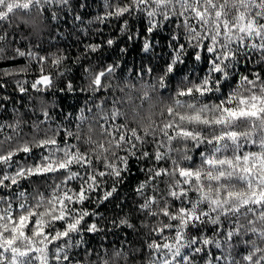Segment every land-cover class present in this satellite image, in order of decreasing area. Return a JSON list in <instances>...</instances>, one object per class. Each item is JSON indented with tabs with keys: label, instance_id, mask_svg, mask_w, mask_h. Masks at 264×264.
Returning a JSON list of instances; mask_svg holds the SVG:
<instances>
[{
	"label": "clouds",
	"instance_id": "clouds-1",
	"mask_svg": "<svg viewBox=\"0 0 264 264\" xmlns=\"http://www.w3.org/2000/svg\"><path fill=\"white\" fill-rule=\"evenodd\" d=\"M25 2L28 4L27 8L23 3H16V0H0V13L4 14L0 16V65H8L0 66V87L7 93L0 95V98L4 99V105H8L6 111L4 105H0V114L6 117L2 119L7 125L0 126V166L4 168L3 175L10 177L15 175L13 169L27 170L37 165L46 166L50 161L59 164L65 160L64 149L59 143L62 130H66L65 141L73 135L76 136L72 143L80 150L81 156L87 157L85 164L75 170L68 169L67 174L54 172L42 180L29 179L34 206L42 207L49 221L51 216L47 214V210L57 201L45 195V192L55 193L60 197L64 191V182L69 178L72 183L68 187L74 193L78 191L76 186L81 182L87 192L83 202L76 201L67 205V211L71 215L64 221L45 225L46 229L54 234L64 231L60 227L61 223L66 225L69 220L84 218L68 237L51 241L47 248L37 241V247L42 251L36 252L34 257L36 264H167L170 258L177 257L178 253L182 254L183 245L191 243L187 237L192 235L184 226L178 225L177 227L185 234V239L181 240L180 245L175 243L176 234L170 233L168 239L172 244L169 249L161 247L157 250L150 247L155 241L156 230L171 226V221L166 225L163 212L166 208L172 207L171 193L180 183L175 170L191 164L190 157L195 159L196 166L208 169L202 164L203 157L197 155V147L205 146L185 137H177L169 142L164 135V126L175 122L178 114H187L190 111L215 113L217 97L224 99L226 92L233 93L236 97L264 96V91L254 92V89L264 85V81L253 85L240 81V77L248 70L241 71V66L252 65V68H256L257 62L252 57L259 56V52L244 50L243 43L239 48H234L237 40L244 41L247 33L241 35L238 28L233 31L231 27V21H236L239 25L247 20L256 27L251 36L264 41V25L260 23L264 20V0H94V2L25 0ZM85 9L88 10L87 18L81 15ZM193 9L204 12L199 18L204 23L195 32L192 30L191 20L187 23L181 22L183 18L195 14L190 11ZM217 11L221 13L219 18L216 15ZM68 15L79 23H73L58 36L57 32L62 27L61 18ZM218 19L221 27L224 26L225 19L229 20L228 31L224 34L217 28ZM54 21L56 23H53ZM165 25L171 30L168 47L172 49L173 54L160 57L156 45L151 43L150 38L141 39L140 34L144 29L148 33L163 31ZM117 29L118 35H112ZM181 35L183 43L177 39ZM204 36H208L214 42L210 46L218 50L223 47L225 51L219 52L217 57L219 64L213 63L216 53H207V68L201 75L198 69L205 63L203 58L205 53L201 47ZM138 39H141V43L133 47ZM97 40L99 42H96ZM174 40L176 44L186 46H183L182 50L176 49L171 43ZM120 44L129 47H120ZM74 47L77 49L75 56L72 55ZM129 48L137 55L145 54L148 62L159 61L157 70L148 69V74L140 75L133 69L126 67L122 69L123 56L120 54H131ZM189 52L192 53L191 61L194 63L190 61L184 74L176 76L177 65L185 64ZM233 52L239 53L236 58L231 56ZM226 53L229 55L227 62L224 60ZM177 55L180 57L179 62H176ZM169 65L173 66L171 72L168 70ZM109 67L111 71H108ZM217 67L220 69L219 74L215 71ZM101 72L104 75L101 77V84L97 86L95 80ZM127 72L132 73L128 77L137 81L139 95L132 106L127 103L115 104L119 109L117 121L122 122L125 130V140L120 141L119 136L113 137L110 134V125L104 126L105 117L111 119L114 107L113 103L105 107V101H114V97L117 98L115 101L123 100V95L118 96V93L123 92L121 78L126 77ZM217 75L220 77V84L224 86L223 89L218 85L207 96L195 94L189 97L179 96L181 90L195 88L198 80L205 78L214 80ZM41 76L50 77L51 83L47 87L33 88L32 85ZM173 76H176L174 81L170 79ZM233 77L236 78L235 82ZM21 88L24 89L23 92L20 91ZM73 92L77 93L78 102L79 93L86 94L83 106H79V103L75 106L66 103L67 94ZM144 101L148 102L147 108ZM61 105L64 106L63 109ZM66 108H72L73 111L66 113L64 111ZM169 108L173 110L171 114ZM180 123L183 127H188L186 121ZM232 123L237 131L259 132L261 139L257 140L258 144L264 140V131H259L264 129V117L256 122L255 129L251 127L252 121L249 119ZM133 129L139 140L131 136ZM193 130L200 131L202 136L208 138L218 135L223 129H205L199 126ZM52 140H56L57 144L51 145ZM41 141L45 142L43 149ZM25 148L32 151L26 153L23 159L11 158L14 155L19 156ZM214 148L215 145L207 146L205 151ZM251 148L252 145H248L247 148L243 143L240 145L241 151ZM156 152L161 153L160 161L155 160ZM234 154L233 146L227 145L223 155ZM215 155L221 158L220 153ZM161 162L169 163V174L163 178V187L158 186L159 178L156 184L152 182V177L157 171L156 165ZM101 172L104 173L103 176L99 175ZM132 172H135V175L130 176L129 173ZM92 176H96L97 179L95 181L86 179ZM90 184L94 186L89 190ZM141 185L143 191L138 193L136 189ZM235 187L239 188L240 185L236 184ZM149 189H154L158 195L155 205L147 204L145 211L141 205L150 199ZM17 191L21 193L17 199L21 200L26 189L18 184ZM176 199H179V189ZM187 199L188 197H185L186 201ZM151 213L158 215L153 219ZM89 217L92 219L89 220ZM225 219L231 221L230 217ZM252 220H255V223H250ZM92 224L96 225L95 231L88 230ZM238 225L242 229L241 241L236 245L227 244L221 252L233 264H246L241 257L249 254L254 257L251 264H260L261 260H264V235H260L264 234V220L259 219L258 213L253 212L248 216H239ZM190 227L192 230L200 229L202 234H206L208 228L215 225L197 223L190 224ZM125 231L131 233V238L119 240ZM252 232H256L257 235L245 241L246 235ZM92 237L96 238V243L91 247H85L91 243ZM242 246L250 247L251 252L238 255ZM41 256L44 257L43 261L39 258ZM198 262L213 264L212 252L209 251L203 261H199L197 257V261L189 260L187 264ZM27 264H32V260L27 259ZM175 264H180L178 259Z\"/></svg>",
	"mask_w": 264,
	"mask_h": 264
},
{
	"label": "snow or ice",
	"instance_id": "snow-or-ice-1",
	"mask_svg": "<svg viewBox=\"0 0 264 264\" xmlns=\"http://www.w3.org/2000/svg\"><path fill=\"white\" fill-rule=\"evenodd\" d=\"M28 7V5H25ZM10 11V9H9ZM195 14L191 17L182 19V23H187L191 20L193 25V32L202 27L203 21L199 19L204 15L203 11L198 9L190 10ZM4 15L0 13V16ZM217 17L221 16V13L217 11ZM261 25H264V20L260 21ZM224 26L221 27L220 21H217V28L221 34L228 31L229 20L223 21ZM231 27L233 31L237 28L241 35L247 33L243 42L237 40L234 48H239L243 43V49L251 52H259V56L254 55L253 60L257 62L256 68L248 69L243 76L240 77V81L243 84L253 85L264 81V41L255 39L251 36L252 31L256 30L253 23L244 20L237 25L236 21H231ZM150 30V29H149ZM177 39L183 41L181 35ZM204 43L201 46L205 53L204 60L208 61L207 53H216L213 57V63L219 64L217 59L220 51H225L223 47L216 49L208 36L202 37ZM253 40L255 43L253 44ZM175 48L182 50L183 44H176L173 41ZM111 43V41L109 42ZM238 52L231 53L233 58L238 56ZM229 59V55L226 53L224 56L225 62ZM179 55L176 56V62H179ZM170 72L173 71V66L169 65ZM108 71H111L109 67ZM215 71L219 74L220 69L217 67ZM104 75L101 72L96 80L95 84L99 86L101 84V77ZM191 78V77H190ZM235 77L233 81L235 82ZM51 83V79L48 76H41L32 85L33 88L37 86L47 87ZM223 89V85L220 84L219 75L213 80L212 78H205L198 80L196 87H188L180 91L179 96L189 97L192 95L207 96L208 93L213 92L217 86ZM3 87H0V92L3 91ZM21 92L24 89H20ZM255 91H264V85L260 88L254 89ZM218 105L215 113L209 111H190L187 114H178L175 122H170L164 126V135L168 141L171 142L177 137L191 138L193 141L198 142V145L213 146L214 149L205 151V147H197V155L203 157L202 164L207 166L208 170H204L202 167L196 166L195 159L191 164L186 167H178L175 170V174L180 180L177 185L179 189V199H176L177 189H173L171 193L172 207L166 208L163 212V218L166 225L168 221H171V226H166L156 230L155 241L150 245L157 250L163 247L165 250L171 247L172 241L168 239L170 233L176 234L177 245H180L181 240L185 239V234L180 230L178 225L184 226L188 231L192 233L190 237L191 243H185L183 245V252L178 253L177 257H172L167 261V264H175L178 259L180 264H187V261H203L212 252L213 264H220L221 260H224V264H233L231 260L226 259V256L221 252L220 256L215 255V250H221L229 243L233 245L238 244L241 241L242 229L238 225V217L241 215L248 216L253 212L258 213L259 219L264 220V140L258 144L257 140L261 139L259 132H240L237 131L232 122L239 121L241 119H249L252 121L251 127L255 129L256 122L260 121L264 117V96L251 95L250 97H236L233 93H225V98L220 99L217 97ZM179 103V101H177ZM114 107L111 113V119L105 117V127L111 126L110 134L113 137L119 136L120 141L125 140V130L122 123H115L119 116V109L115 107L117 101L112 102ZM0 105H4V99L0 98ZM5 111L7 106L4 105ZM169 114L172 113V109L169 108ZM47 115V114H45ZM187 122L188 127H183L180 122ZM0 126L7 127L4 120L0 118ZM203 126L205 129L216 128L223 129L218 135H212L205 138L201 135L200 131H194V128ZM11 131V129H9ZM259 131H264L261 129ZM66 130H62L60 133L59 143L64 149L65 160L59 164H55L54 161H50L46 166L37 165L35 168L19 169L18 171L13 169L15 175L6 177L3 175L4 168L0 166V264H27V259L30 258V254L42 251L37 247V241L47 248L51 241L60 239L61 237H68L70 232L75 231L83 220V217L77 218L75 221L69 220L65 225L60 224V227L64 229L62 232H55L52 234L46 229L45 225L51 222L64 221L71 213L67 211V205L76 201L83 202L86 199L87 192L83 188L81 182L77 185V192L74 193L68 185L72 183L69 178L64 182V191L60 197H57L55 193L45 192V195L51 196L57 203L52 205L47 214L51 216V221L47 219L42 207L34 206V202L31 199L32 188L29 187V179L38 181L44 179L45 176H51L54 172L60 174H67L68 169L81 167L87 162V157L80 155V150L72 143L76 139L73 135L67 141L64 136ZM131 136L137 140L139 137L136 135L135 129L132 130ZM251 136V139L249 137ZM244 144L245 148L248 145H252L251 150L241 151L240 145ZM45 142L41 141L43 149ZM51 145H56L57 141L52 140ZM227 145H232L235 154L228 156L223 155ZM32 149L25 148L19 156H12L13 160L23 159L25 154L31 152ZM213 153V154H210ZM215 153H220L221 158H218ZM156 161L161 160V153H154ZM32 157H29L31 159ZM46 158V157H45ZM55 165V166H54ZM169 163L161 162L156 165L157 171L155 176L152 177V182L157 183L158 186L163 187V178L166 177L168 172ZM25 172L27 175H25ZM99 175L103 176L101 172ZM119 175V173H117ZM79 179V177H77ZM91 181L97 179L96 176L86 177ZM21 185L24 191L21 200L17 197L21 196V193L17 191V185ZM239 184L240 187H235ZM195 185V188H193ZM94 185H89V190ZM115 191V189H113ZM136 191L139 193L143 191V185L138 187ZM151 193L150 199L147 203L142 204L141 208L147 211V204L155 205L156 196L154 189H149ZM110 195V193H109ZM185 197H188L187 201ZM108 197L106 196L105 199ZM51 205V200L49 201ZM206 209V210H202ZM88 215V213H85ZM152 218L155 219L157 213H151ZM231 218V221H227L225 218ZM204 224L211 223L215 227L208 229L206 234H202L200 229L192 230L190 224ZM255 223V220L250 221ZM89 231H95L96 225L89 226ZM219 232V235H217ZM253 235H257L256 232H252L246 235L245 241L251 240ZM264 235V234H260ZM216 237V239H213ZM220 237H223L221 240ZM243 252L250 253L251 248L248 246H242ZM41 261L44 257H39ZM246 261V264H251L254 259L253 256L242 255L241 257ZM71 259V257H68ZM199 264V262H198ZM260 264H264V260H261Z\"/></svg>",
	"mask_w": 264,
	"mask_h": 264
},
{
	"label": "trees",
	"instance_id": "trees-1",
	"mask_svg": "<svg viewBox=\"0 0 264 264\" xmlns=\"http://www.w3.org/2000/svg\"><path fill=\"white\" fill-rule=\"evenodd\" d=\"M85 2H87V0H85ZM93 2H94V0H93ZM16 3H23L24 7H25V5H28L25 2V0H16ZM25 8H27V7H25ZM9 9H10V11L12 10V5L9 6ZM87 12H88V10L85 9L81 13V15H84L85 18H87ZM61 20H62V27L60 28V31L57 32L58 36L60 35V32L66 31L69 27H71V25L73 23H77V24L79 23V21L73 20L71 15L62 17ZM53 23H56V22L54 21ZM138 28H139V25H137V29ZM134 30H136V29H134ZM170 31L171 30L168 28V26L165 25V30L154 32V33H148L147 30L144 29L143 32L140 34V36H141V39L142 38H150L151 43L156 45L157 54L160 57L165 56V54H167L168 56H171L173 54V51L171 48L168 47L169 42H170ZM112 35H118V29L116 32H113ZM17 39H19L18 34H17ZM141 39H138L137 41H135L133 44V47H135L137 44H140ZM96 42H99V40H97ZM171 43L175 46L173 41H171ZM181 43H183V41H181ZM161 45L163 46V50H161ZM120 47L128 48L129 46L126 44H120ZM129 52L131 54H120L121 56H123V59L121 60V68L122 69L125 67L130 68V69H133V71H135V72H139L140 75L148 74V69H152L153 71L157 70V66H159V61L148 62V60L145 59V54L141 53L140 55H137V53L132 51L131 48H129ZM76 54H77V49L74 47L72 50V55L75 56ZM191 57H192V53L189 52L188 56L185 58V64L184 65H177L176 76L184 74V70H185L187 64L191 61ZM19 62L22 63L23 61H19ZM191 62L194 63V61H191ZM13 63H16V62H9V64H13ZM0 66H8V65H0ZM206 68H207V61H205V63L203 65H201L198 69L200 71L201 75L204 74V71L206 70ZM249 68H252V65H246V66L242 65L241 71H246ZM160 70H162V68ZM131 75H132L131 72H127L126 77L121 78V84L124 85V89H123L122 93H118V96L123 95V100H117L118 104L127 103L129 106H132L136 103L139 92L137 91V87H136L137 81L133 80L131 77H128ZM176 76H173L170 79L174 81ZM5 94H7V93H5V90L3 89V91L0 92V95H5ZM61 95H64V94L61 93ZM85 95L86 94H84V93H79L80 99L78 102L76 92L68 93L66 103L68 105H74V106L79 103V106H83V98ZM113 99L116 100L117 98L114 97ZM112 102L113 101H105V107L111 106ZM143 103H144L145 108H147L148 102L144 101ZM5 105L8 107L7 104H5ZM61 108L63 109L64 106L61 105ZM64 111L66 113H71L73 111V109L72 108H66V109H64ZM0 118H6V117H3V114H0ZM115 123H122V122L121 121H115ZM129 175L130 176L135 175V172L129 173ZM91 219L92 218L89 217V220H91ZM228 222L229 221H225V223H228ZM210 228H213V227H209L208 229H210ZM89 235L91 236V234H89ZM126 237L130 239L131 233L125 231L122 235H120L119 240L122 241ZM94 243H96V238L92 237L91 243L86 244L85 247H91V245ZM221 251L222 250H215V255L220 256ZM239 252H243L242 247L239 248ZM35 256H36V253L31 254V256L29 258L32 260V264H36V261L34 259ZM220 264H224L223 260H221Z\"/></svg>",
	"mask_w": 264,
	"mask_h": 264
}]
</instances>
